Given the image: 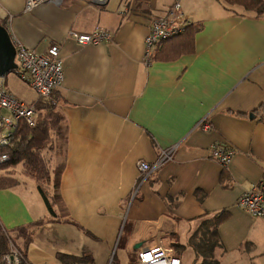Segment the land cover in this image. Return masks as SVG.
Returning a JSON list of instances; mask_svg holds the SVG:
<instances>
[{
	"label": "crops",
	"instance_id": "crops-1",
	"mask_svg": "<svg viewBox=\"0 0 264 264\" xmlns=\"http://www.w3.org/2000/svg\"><path fill=\"white\" fill-rule=\"evenodd\" d=\"M26 1L0 0V23L15 45L42 53L59 44L67 142L62 213L50 214L22 164L18 182L0 188L2 226L32 230L27 242L17 239L29 264H110L119 249L137 254L139 243L187 245L216 215L223 217L218 264H264V218L237 204L264 177V14L222 0H60L29 11ZM175 2L199 26L194 49L147 62L150 24ZM97 28L112 39L80 44L71 36ZM15 72L0 86L36 101L10 88ZM218 142L236 150L227 168L211 157ZM164 150L172 159L145 177L138 163L153 164Z\"/></svg>",
	"mask_w": 264,
	"mask_h": 264
},
{
	"label": "built area",
	"instance_id": "built-area-1",
	"mask_svg": "<svg viewBox=\"0 0 264 264\" xmlns=\"http://www.w3.org/2000/svg\"><path fill=\"white\" fill-rule=\"evenodd\" d=\"M46 1L58 2L60 0H27L26 9L31 10ZM190 23L189 17L181 10L180 2L171 7L163 16L153 19L145 40L147 62L161 42L185 32ZM71 36L80 44H99L112 39L111 33L105 28H97L90 33L73 31ZM16 49L17 72L19 71L21 77L29 82L38 94V100L28 103L17 98L4 86H0V146L10 144L21 120H24L30 127L37 125L38 101L49 99L52 93L60 89L64 80L63 59L59 44H51L42 53L27 48L22 43L16 45ZM201 124L204 129H211L209 124L203 122ZM235 153V148L229 143L218 142L211 148V157L225 168L228 167ZM8 158L7 153H1L0 164ZM170 159H172V151L164 150L155 163L150 164L142 160L138 163V167L146 177L153 169L160 167ZM237 204L252 216L264 218V177L245 190L238 198ZM173 250L172 247L166 248L162 245L142 246L137 250L136 261L133 264H182L181 258ZM23 260H26L25 255L14 244L11 245L9 253L3 256V264H22Z\"/></svg>",
	"mask_w": 264,
	"mask_h": 264
},
{
	"label": "trees",
	"instance_id": "trees-1",
	"mask_svg": "<svg viewBox=\"0 0 264 264\" xmlns=\"http://www.w3.org/2000/svg\"><path fill=\"white\" fill-rule=\"evenodd\" d=\"M228 8H242L246 11L255 12L257 15L264 14V0H222ZM178 2H175V6ZM172 7V6H171ZM198 24L191 22L186 31L165 39L160 45L155 48L152 56L148 59V62H152L157 59H172L177 54L191 52L194 46L191 45V40L194 39L196 31L199 29ZM168 47H175L173 50ZM180 51V52H179ZM175 52L174 55L169 53ZM58 91V90H57ZM55 91L49 97V99H41L38 101L37 107L39 109V117L37 125L30 127L24 120H21L19 127L14 135L10 144L0 146V154L7 153L9 158L4 163L0 164L2 168H15L17 165L22 164L24 172L27 175L34 177L38 182V189L43 196L45 203L49 209L51 215L56 216L55 208L59 209V213L64 210L61 198L59 195L60 178L65 167V149H66V129L63 128L64 122L63 116L59 111V98L58 92ZM38 100V99H37ZM63 121V122H62ZM62 125V126H61ZM57 129L58 133H61L62 140L64 141V154L63 161L59 167V171L56 172L55 180V192L57 194L58 204H54L51 200V193H49L44 184L51 181L52 171L46 162L41 152L47 149L49 144L51 145V130ZM58 157V154H57ZM57 160V158H56ZM18 182L17 178L2 176L0 177V188H6L15 185ZM50 184V183H49ZM223 219L222 215H216L211 218L203 220L199 227L190 236L187 245L177 244L178 247L189 246L193 248L197 255V260H200L199 264H218L219 260L216 257V250L223 247L218 232V227ZM38 225V224H37ZM17 235L14 236L12 231H9L0 223V264H3V256L11 250V245L16 244L17 239L22 237L25 242L30 240L32 230H29L26 226L16 229ZM26 258V256H25ZM61 260L66 263L69 259L77 260V257H68L67 255H61ZM115 258L111 264H115ZM22 264H29L27 260H23Z\"/></svg>",
	"mask_w": 264,
	"mask_h": 264
},
{
	"label": "rangeland",
	"instance_id": "rangeland-1",
	"mask_svg": "<svg viewBox=\"0 0 264 264\" xmlns=\"http://www.w3.org/2000/svg\"><path fill=\"white\" fill-rule=\"evenodd\" d=\"M16 75L12 74L10 79H9V86L11 87H17V88H21L24 93L26 94L27 97H31V98H38V94L30 87H26L24 84L21 83V81H19V77L17 76V72H15ZM63 122V121H62ZM63 128H64V122L62 123ZM61 125V126H62ZM51 145L49 144L47 149H44L41 154L44 157V161L46 162V164L48 165L50 172L52 171V177H51V181L48 182L47 184L45 183L44 186H47L49 183L51 185V200L54 202V204H58L59 201L57 200V194L55 192V180H56V172L59 171V167L63 161V154H64V141L62 140V135L61 133H58L57 129H52L51 130ZM58 154V157H57ZM57 158V160H56ZM20 167L18 170L24 172V168ZM17 172L14 169H7V168H2L0 166V177L2 176H8L13 178V174ZM14 236L17 235V232L13 234ZM17 244V243H16ZM156 245H162L166 248L169 247H173V251H175L176 255L178 257L181 258L182 260V264H198V260H197V255L195 253V251L190 248V247H178V245L176 246H168V245H164V244H156ZM116 254V251H115ZM136 257L137 254L135 255H131L126 253L125 251H122L121 249H119L117 251V255L115 258V264H132L136 261ZM113 258V259H114Z\"/></svg>",
	"mask_w": 264,
	"mask_h": 264
},
{
	"label": "water",
	"instance_id": "water-1",
	"mask_svg": "<svg viewBox=\"0 0 264 264\" xmlns=\"http://www.w3.org/2000/svg\"><path fill=\"white\" fill-rule=\"evenodd\" d=\"M17 49L7 27L0 23V77L6 76L12 71H16L18 64L16 61ZM141 243L135 247H141Z\"/></svg>",
	"mask_w": 264,
	"mask_h": 264
},
{
	"label": "bare ground",
	"instance_id": "bare-ground-1",
	"mask_svg": "<svg viewBox=\"0 0 264 264\" xmlns=\"http://www.w3.org/2000/svg\"><path fill=\"white\" fill-rule=\"evenodd\" d=\"M29 11V10H28ZM21 77V76H20ZM22 80H24L23 78H22ZM26 82H27V80H26ZM29 83V82H28ZM110 264H111V262H110Z\"/></svg>",
	"mask_w": 264,
	"mask_h": 264
},
{
	"label": "flooded vegetation",
	"instance_id": "flooded-vegetation-1",
	"mask_svg": "<svg viewBox=\"0 0 264 264\" xmlns=\"http://www.w3.org/2000/svg\"><path fill=\"white\" fill-rule=\"evenodd\" d=\"M17 71V70H16Z\"/></svg>",
	"mask_w": 264,
	"mask_h": 264
}]
</instances>
